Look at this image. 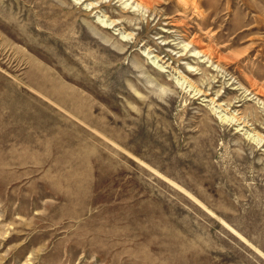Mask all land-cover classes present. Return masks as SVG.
<instances>
[{"label":"rangeland","instance_id":"1","mask_svg":"<svg viewBox=\"0 0 264 264\" xmlns=\"http://www.w3.org/2000/svg\"><path fill=\"white\" fill-rule=\"evenodd\" d=\"M191 1L0 0V264H264V0Z\"/></svg>","mask_w":264,"mask_h":264},{"label":"bare ground","instance_id":"2","mask_svg":"<svg viewBox=\"0 0 264 264\" xmlns=\"http://www.w3.org/2000/svg\"><path fill=\"white\" fill-rule=\"evenodd\" d=\"M180 1V0H179ZM182 1V0H181ZM185 3L188 4V0H183ZM198 1V2H197ZM202 4V1L201 0H192L191 1V5L194 7V8H199V5ZM111 25H115V22L111 21L110 22ZM197 54V53H196Z\"/></svg>","mask_w":264,"mask_h":264}]
</instances>
